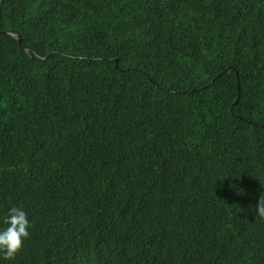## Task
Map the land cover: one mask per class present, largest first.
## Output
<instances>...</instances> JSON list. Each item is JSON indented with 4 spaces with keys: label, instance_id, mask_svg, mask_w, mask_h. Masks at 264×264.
Masks as SVG:
<instances>
[{
    "label": "trees",
    "instance_id": "trees-1",
    "mask_svg": "<svg viewBox=\"0 0 264 264\" xmlns=\"http://www.w3.org/2000/svg\"><path fill=\"white\" fill-rule=\"evenodd\" d=\"M261 198L264 0H0L11 264H264Z\"/></svg>",
    "mask_w": 264,
    "mask_h": 264
},
{
    "label": "clouds",
    "instance_id": "clouds-1",
    "mask_svg": "<svg viewBox=\"0 0 264 264\" xmlns=\"http://www.w3.org/2000/svg\"><path fill=\"white\" fill-rule=\"evenodd\" d=\"M256 215L264 218V199L257 204ZM31 221L27 212L20 207H11L0 221V264L15 261L25 241L31 237Z\"/></svg>",
    "mask_w": 264,
    "mask_h": 264
},
{
    "label": "water",
    "instance_id": "water-1",
    "mask_svg": "<svg viewBox=\"0 0 264 264\" xmlns=\"http://www.w3.org/2000/svg\"><path fill=\"white\" fill-rule=\"evenodd\" d=\"M15 36V34H13Z\"/></svg>",
    "mask_w": 264,
    "mask_h": 264
}]
</instances>
